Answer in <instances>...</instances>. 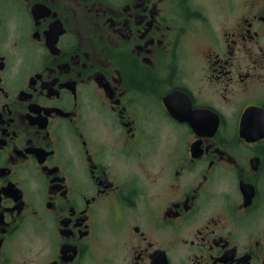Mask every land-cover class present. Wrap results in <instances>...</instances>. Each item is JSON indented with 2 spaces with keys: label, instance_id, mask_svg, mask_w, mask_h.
<instances>
[{
  "label": "flooded vegetation",
  "instance_id": "af4514ba",
  "mask_svg": "<svg viewBox=\"0 0 264 264\" xmlns=\"http://www.w3.org/2000/svg\"><path fill=\"white\" fill-rule=\"evenodd\" d=\"M0 264H264V0H0Z\"/></svg>",
  "mask_w": 264,
  "mask_h": 264
}]
</instances>
